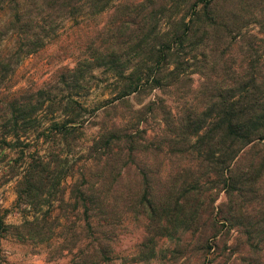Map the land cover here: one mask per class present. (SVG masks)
Masks as SVG:
<instances>
[{
	"label": "trees",
	"instance_id": "obj_1",
	"mask_svg": "<svg viewBox=\"0 0 264 264\" xmlns=\"http://www.w3.org/2000/svg\"><path fill=\"white\" fill-rule=\"evenodd\" d=\"M109 2L1 0L6 19L0 24V38L10 36L14 47L0 49V89L7 86L9 70L56 36L64 19L94 16ZM244 4L120 0L118 18L122 24L125 17L137 23L133 49L141 51L121 96L133 92L142 102L141 95L156 88L176 109L158 96L135 109L133 134L120 135L115 122L100 125L82 163H69L65 157L81 135V125L58 120V111L46 104L49 91L16 96L0 105V150L25 140L35 142L16 184V203L27 233H55L60 218L55 210L66 216L74 213V225L83 218L82 233L90 239L83 261L99 264L133 212L145 217L144 233L182 230L205 238L222 221L228 232L237 226L234 249L244 252L243 261L248 256L252 262L247 264H264V54L254 53L256 35L245 43ZM148 26L152 39L144 37ZM259 33L264 35V26ZM149 64L151 70L146 71ZM193 74L198 75L196 85ZM188 89L189 105L182 96ZM158 109L162 127L148 136L140 124ZM159 158H169L174 165L163 178L157 170ZM76 174L84 182L74 184L66 198L62 183ZM221 191L226 200L216 205ZM248 193L256 201L250 206L245 204L251 201Z\"/></svg>",
	"mask_w": 264,
	"mask_h": 264
},
{
	"label": "rangeland",
	"instance_id": "obj_2",
	"mask_svg": "<svg viewBox=\"0 0 264 264\" xmlns=\"http://www.w3.org/2000/svg\"><path fill=\"white\" fill-rule=\"evenodd\" d=\"M119 1L110 0L107 7L91 17L81 15L77 19H64L56 36L9 70L7 86L0 89V105L16 96L29 97L39 90L49 91L46 97L50 100L46 104L58 111V120L71 119L76 121V125H81L82 133L75 140V145L72 142L69 150L65 149L69 151L65 155L69 163L84 161L85 149L91 144L100 125L115 122L122 129L120 135L133 134L135 109L144 107L148 101L155 100L158 96L167 98L173 110L176 109L175 102H171L170 98L156 88L141 95L142 102H137L133 92L121 96L125 83H130L128 78L133 74V68L136 67L134 64L139 60L137 53L141 51L138 47L133 49L132 29L136 28L137 23H131V18L127 21L128 18L125 17L126 21L122 24L118 18L121 15ZM122 1L137 4L142 0ZM4 7L5 4L0 3V24L6 19ZM244 7L245 43L251 42L250 35H256L254 53L256 56H263L264 35L259 32L264 26V0H245ZM150 29L151 26H148L143 32L144 37L149 35L148 39H152ZM13 47L14 41L10 36L0 38V49L8 52ZM144 56L149 57V49L145 50ZM149 67L146 71L151 70L150 64ZM152 68L155 69L156 65L153 64ZM192 77L196 85L198 75L193 74ZM191 94L192 90L189 89L182 94L187 105L190 104ZM72 112L79 113V116L75 118L71 115ZM153 113V116L140 124L141 129H147L148 136L154 135L162 127L159 109ZM46 118L45 125L50 123V117ZM25 142L27 140L16 148L0 150V219L3 221L0 224V264H86L83 256L90 240L88 233H82L86 221L81 218L74 225V213L66 216L55 210L54 214H59L60 217L55 233H27V228L22 223L21 210L16 203L17 180L35 147V142ZM22 150L24 151L21 152ZM157 161L158 174L163 178L171 172L174 165L169 158H159ZM135 176L133 169V185ZM121 180H117L119 185ZM83 182L84 178L77 174L66 177L62 183L66 191L65 197H69L74 184L82 185ZM247 196L251 201L246 199V206L256 202L252 201L254 194L248 193ZM225 200L226 195L221 191L215 204ZM57 203L55 201L54 205ZM145 220L142 214L135 212L133 218L125 219V229L112 238L111 251L99 264L252 262L248 256L243 261L241 255L244 252L234 249V236L239 233L237 226L228 232L227 226L219 221L216 228L202 238L201 233L182 230L174 233H144ZM41 237L45 239L41 240Z\"/></svg>",
	"mask_w": 264,
	"mask_h": 264
}]
</instances>
